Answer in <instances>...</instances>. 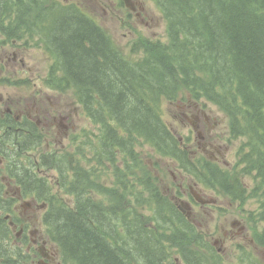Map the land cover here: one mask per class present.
<instances>
[{
    "label": "trees",
    "instance_id": "trees-1",
    "mask_svg": "<svg viewBox=\"0 0 264 264\" xmlns=\"http://www.w3.org/2000/svg\"><path fill=\"white\" fill-rule=\"evenodd\" d=\"M33 1L41 9V1ZM156 1L168 21L170 44L151 43L138 62L124 59L78 11L63 15L53 35L62 71L66 64L65 72L87 110L116 122L115 136L121 128L129 145L141 135L159 147L173 135L165 104L178 97L189 76L194 93L217 102L229 116L232 136L243 139L234 175L241 188L238 198H257L258 219L264 221V0ZM48 14L58 18L53 9ZM192 70L198 76L191 75ZM246 176L254 180L252 186L243 184ZM221 185L227 191L235 187L228 180ZM0 221L4 231L5 222ZM49 232L79 264H124L107 241L125 240L105 212L96 214L88 207L73 212L53 203ZM261 238L264 241V230ZM145 240L153 241L148 236Z\"/></svg>",
    "mask_w": 264,
    "mask_h": 264
},
{
    "label": "rangeland",
    "instance_id": "rangeland-1",
    "mask_svg": "<svg viewBox=\"0 0 264 264\" xmlns=\"http://www.w3.org/2000/svg\"><path fill=\"white\" fill-rule=\"evenodd\" d=\"M99 1L101 0L89 3L88 7L99 16V18L96 17L98 23L106 29V32L124 56L132 59L142 55L143 48L138 49L136 44L137 40L141 38L148 37L149 41H168L167 22L160 6L155 1L137 0L140 6H143L148 12L145 22L149 21L150 27H146L145 23L137 20H134L137 21V24H135L131 20L130 13L123 0H109V6H106L108 12L104 10V6L99 4ZM16 44L19 56L25 59L27 67L22 71V64L18 62L16 68L11 67L5 70L2 75L12 76L14 74L16 81L24 78L26 80L20 86L4 87L5 85H0V105L3 109H6L10 101L15 104L17 110H25L26 108L28 111L46 112L52 110L56 104H61L72 115L80 110L83 112L81 105L73 97V91L61 94L46 86L44 79L48 75L52 60L45 49L25 46L24 42H17ZM8 49L11 50L12 54L14 48L8 46ZM198 74V71H191V75L198 76ZM183 87L193 90L189 76L184 79ZM184 95L186 99L190 97L188 104L182 103L183 98L178 96L166 106L167 121L180 141L170 134V142L165 146H160L161 155L148 144H144V148H136V159L128 158L125 160L123 156L118 155L116 164L112 166H109L106 162H99L97 159L87 160L83 163L85 168L83 172L77 174L71 168L68 170L72 186L78 191H83L84 199L90 198L108 208L109 203L120 195L119 191L110 193L108 186L114 183L116 177L121 178L122 183H124L125 205H128L127 211H131L129 215L134 214L143 222H148L147 227L149 228L153 214L147 206L153 202L151 195L155 187L159 194L166 195L170 200L172 194L176 203L186 212L189 209L185 207L183 201H191L193 209L189 214L191 221L195 224L199 233L203 235L201 241H206L209 244L219 241L222 253L229 260H234V254L236 253L241 255L240 261L237 257L236 264L248 263L247 251L258 255L261 259L259 264H264V242L259 243L252 240L254 227L251 226L252 221L246 216H249L252 211L258 210V200L248 196L243 201L234 199L208 173V171L219 170L233 172L236 168L235 163L238 160V148L243 139L231 137L230 140V137H227L229 136L228 119L219 105L203 97H195L193 93ZM184 105L189 106L191 115L185 116L186 110L182 108ZM217 121L225 136L224 141L217 139V136L220 135L213 129V125ZM220 121H223V124H220ZM75 126H86L92 129L97 134L96 141L99 142V127L84 116V112L83 114L79 112ZM73 136L74 134H72V138ZM89 141L88 138L87 142ZM65 144H67V147L64 152L71 151L72 154H69V158L61 154V164L67 165L70 163L69 161H72L73 165H77L79 157H83L78 150V145L73 140L70 142L66 140ZM175 150L177 152L182 151L186 155L187 165L185 168L182 167ZM56 159L54 158L53 163ZM115 169L117 174L114 172ZM50 175L52 182H54V174L51 173ZM79 175H81V181H78ZM152 175L157 176L159 180L153 182ZM243 179L251 184V177L246 176ZM231 181L234 182V178ZM126 182L129 185L133 184L132 187L135 188L125 187ZM195 193L201 195L204 199L214 200L215 198L214 203L217 202L216 206H212L214 203L202 204L195 199L193 195ZM75 194L76 191L67 188L66 191H61L58 196L62 199L66 197L72 199ZM159 204L160 207L156 210L158 215L156 224L162 228L159 241L175 245V251L171 253L172 258L179 255L181 249L194 250V247H198L190 243L187 246L178 245L175 241L167 239L169 230L174 225L170 223V218L166 215L162 216L164 204L162 201ZM130 226L134 230L135 240L143 241L142 230L136 217H134V221L131 222ZM257 226L259 230L264 228L261 221ZM67 229L72 231L70 226H67ZM233 241H235L234 244Z\"/></svg>",
    "mask_w": 264,
    "mask_h": 264
},
{
    "label": "flooded vegetation",
    "instance_id": "flooded-vegetation-1",
    "mask_svg": "<svg viewBox=\"0 0 264 264\" xmlns=\"http://www.w3.org/2000/svg\"><path fill=\"white\" fill-rule=\"evenodd\" d=\"M52 2L57 13L61 12V7L68 5L73 8L76 5L84 14L91 16L85 11L89 3L97 0H47ZM131 4L134 9L135 4ZM100 4V1H99ZM101 1V5H102ZM32 0H0V78L5 70L11 67L16 68V64H22V70L27 67L24 58L19 56L17 39H22L26 35L22 32L24 29H34L40 27L38 22L31 19ZM140 15V13H137ZM57 27L59 19L56 20ZM2 38H4L2 40ZM27 44V41L24 42ZM8 46L14 49L11 50ZM12 55V57H11ZM13 61V62H10ZM14 75V74H12ZM15 104L9 101L7 113L0 111L5 121L10 123V129L13 125L16 129L25 128L26 132H30L32 127L42 130L45 133L50 132V128L59 125V122L66 118L61 111L53 113L47 110L44 113L26 112L25 110H16L13 108ZM16 107V106H15ZM24 126V127H23ZM63 127L68 128L64 124ZM67 134V132L65 131ZM48 146V137H45ZM0 165H4V161L0 158ZM17 181L6 175H0V187L6 192H12L14 196L13 206L10 209V221L14 223L12 230L16 231V236L12 238H2L0 241H12V253L1 254L0 243V264H63L59 248L52 241H49L47 234L39 225H43L47 221V205L38 198L43 199L44 189L42 186L30 181H26L25 176H18ZM22 184V185H21ZM29 188L25 190L23 188ZM1 205V204H0ZM34 227V230L32 229Z\"/></svg>",
    "mask_w": 264,
    "mask_h": 264
},
{
    "label": "bare ground",
    "instance_id": "bare-ground-1",
    "mask_svg": "<svg viewBox=\"0 0 264 264\" xmlns=\"http://www.w3.org/2000/svg\"><path fill=\"white\" fill-rule=\"evenodd\" d=\"M101 217V216H100ZM101 220V219H100Z\"/></svg>",
    "mask_w": 264,
    "mask_h": 264
}]
</instances>
